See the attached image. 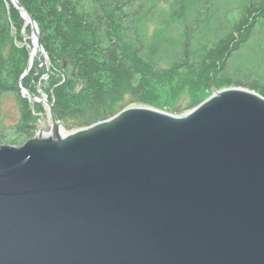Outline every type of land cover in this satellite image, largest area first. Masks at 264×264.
<instances>
[{
  "label": "water",
  "instance_id": "water-1",
  "mask_svg": "<svg viewBox=\"0 0 264 264\" xmlns=\"http://www.w3.org/2000/svg\"><path fill=\"white\" fill-rule=\"evenodd\" d=\"M18 88L47 130L0 145V264H264L263 96L230 87L63 132L45 94Z\"/></svg>",
  "mask_w": 264,
  "mask_h": 264
},
{
  "label": "trees",
  "instance_id": "trees-1",
  "mask_svg": "<svg viewBox=\"0 0 264 264\" xmlns=\"http://www.w3.org/2000/svg\"><path fill=\"white\" fill-rule=\"evenodd\" d=\"M17 1L36 23L47 61L37 52L22 77L32 31L9 0H0V104L13 95L20 113L16 124L0 125V143L31 138L43 110L19 84L45 94L62 123L83 125L110 118L127 94L159 108L187 92L196 97L193 109L224 88L264 97V71L252 75L249 68L253 52L264 51V0Z\"/></svg>",
  "mask_w": 264,
  "mask_h": 264
},
{
  "label": "rangeland",
  "instance_id": "rangeland-1",
  "mask_svg": "<svg viewBox=\"0 0 264 264\" xmlns=\"http://www.w3.org/2000/svg\"><path fill=\"white\" fill-rule=\"evenodd\" d=\"M154 29H155V27L153 25L149 26V28L147 30L148 34L151 35L154 32ZM12 33H14V32H12ZM8 48H9V44H6L5 50H7ZM257 51L253 52L254 53L253 59H255L254 62L251 64V66L248 65L249 68H251L250 71H251L252 75L255 73H260V72L264 71V63H263V61H262V63L260 61V59H262V57L264 56V51H260L259 49ZM37 55H38V53H36V56ZM263 59H264V57H263ZM45 61H47V60H45ZM244 64H246V63L244 62ZM31 68H32V66H31ZM31 68H30V70H31ZM211 95H208L207 97H203L202 102H204L206 99H208ZM194 98H196V97L188 94L187 92H183L175 100L166 101V103H164V105H162L161 107L152 108V109H155V110H158L161 112H165L168 114L182 115V114L187 113L193 109L192 108L193 102L195 101ZM40 104L43 106V110H42V112L35 114L36 120L34 122V125L37 126L38 129H40V130H47L45 120L48 119V113H47L46 107L42 103H40ZM134 107H146V106H142V105L134 103L132 101L131 96L127 94L113 106V111L109 115V117L111 118L114 115H116L117 113H119L125 109L134 108ZM19 116H20V113H19V109H18V106H17V103H16L14 96L13 95L3 96L1 98V104H0V125L2 127H5V128L11 127L12 125H14L18 122ZM107 119H109V118H106L104 120H107ZM104 120H101V121H104ZM62 124L64 125V127H63L64 129H62L63 132H69V130H68L69 127H74L72 130H79V129H83V128H86V127L93 125V124L83 125L81 122L75 123V122H71V121L64 122ZM36 133H38V130L35 128L33 135H35ZM28 139H30V138L26 139L24 137H17V139H15L16 143L3 140L0 143V145L9 144V145H14V146L19 147V146H22ZM13 140H14V138H13Z\"/></svg>",
  "mask_w": 264,
  "mask_h": 264
},
{
  "label": "bare ground",
  "instance_id": "bare-ground-1",
  "mask_svg": "<svg viewBox=\"0 0 264 264\" xmlns=\"http://www.w3.org/2000/svg\"><path fill=\"white\" fill-rule=\"evenodd\" d=\"M24 20H25L26 25H28L27 18H25ZM32 49H33V46H32L31 51H30V53H31V63L33 64V60H34L37 52L33 51V53H32Z\"/></svg>",
  "mask_w": 264,
  "mask_h": 264
}]
</instances>
